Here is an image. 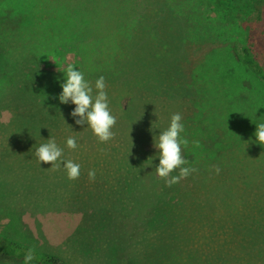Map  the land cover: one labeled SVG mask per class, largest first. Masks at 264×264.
Segmentation results:
<instances>
[{
	"label": "rangeland",
	"instance_id": "1",
	"mask_svg": "<svg viewBox=\"0 0 264 264\" xmlns=\"http://www.w3.org/2000/svg\"><path fill=\"white\" fill-rule=\"evenodd\" d=\"M34 2L21 26L18 16L0 20V27L18 31L0 56L2 76L10 75L0 85V235L68 264H264V145L254 135L264 122V82L240 59L241 46L252 42L264 66V6L259 14L254 0L176 1L172 7L183 16L173 15L174 22L157 16L158 0H149V26L138 37L146 44L125 49L116 40V50L75 46L71 24L49 16L46 0ZM143 50L146 64L134 58ZM30 52L40 56L33 60ZM111 54L116 63L104 65ZM65 61L80 69L92 63L91 72L102 68L98 77L117 117L109 141L75 125L74 106L53 98ZM98 77L86 79L94 84ZM177 112L188 141L184 166L195 171L168 186L155 171L153 133ZM56 115L59 124L50 126ZM51 134L63 142L78 138L76 149L57 141L64 159L80 164L76 179L62 164L53 168L34 156Z\"/></svg>",
	"mask_w": 264,
	"mask_h": 264
},
{
	"label": "trees",
	"instance_id": "2",
	"mask_svg": "<svg viewBox=\"0 0 264 264\" xmlns=\"http://www.w3.org/2000/svg\"><path fill=\"white\" fill-rule=\"evenodd\" d=\"M41 1V0H38ZM152 1V0H151ZM184 2L186 0H158V3L153 10L157 16L160 15H169L171 16V19L176 22L175 16H178L179 14L183 16V12L176 14V7H172V3L174 2ZM47 3L50 4L51 9L49 10V16H58L59 18L64 17L63 20L66 21V25H70L71 28V35L70 39H72V42L76 44L75 46H81L84 49H86L87 43H96L107 45V49L113 48V49H120L119 44H116V40L123 41L127 44V48H130L134 43H143V46L146 44V41L140 40L138 37H140V34L142 31L149 26V21L146 20L149 18L152 12V7L149 6V0H46ZM255 8L258 11V13H262L263 6H264V0H254ZM253 3V5H254ZM38 3H35L34 0H0V20L2 19H11L13 20L14 16H18L19 19L17 20L20 23V26L22 25L21 19L23 18V11H26L27 14L33 10V8ZM142 6V7H140ZM191 9H193L192 6H189ZM12 13V14H10ZM7 14H10L8 16ZM72 14L76 16H71ZM175 15V16H173ZM7 16V17H4ZM101 16H112L108 17L107 20L104 17ZM117 16H128L125 19H119L116 18ZM130 16H136V20L133 18L131 19ZM141 16L146 17L145 19H140L142 21H138ZM260 17V16H258ZM72 18H79L83 21L78 22H72ZM129 19V20H128ZM239 19L240 16H239ZM115 20H119L117 24L111 26L107 29V26H110L111 23H113ZM242 20V19H241ZM5 21V20H4ZM122 22V23H121ZM5 30L6 33L4 32ZM124 30V31H122ZM151 31H149L150 34ZM18 33V31H15V29H5L0 27V56L5 57V49L7 46L11 45L12 42H14L16 39L12 40V37L15 36ZM97 34L100 36L98 37ZM153 33V32H151ZM61 35V34H60ZM170 36H175V32L170 33ZM149 39L152 40V38ZM122 38V39H121ZM141 38H143L141 36ZM11 39V40H10ZM101 41V42H100ZM172 42L174 43V40L172 39ZM53 46V45H52ZM125 47V46H122ZM54 50H57L60 48H57V45L53 47ZM47 51H44L41 53H45ZM51 52V51H49ZM175 52L173 51L172 54ZM164 55V53H162ZM131 55V54H129ZM40 55L30 52L29 58L31 59H38ZM149 56V51L146 52L143 50L139 51L135 55V59L137 61H140L141 64H146ZM240 59L242 61V64L248 68L251 72H254V74L262 81L264 82V66L260 63L258 58L255 55L254 48L252 42H246L244 45L241 46L240 49ZM153 60V59H152ZM178 58H173L170 63H176ZM104 65H114L116 63V57L114 55L107 56L105 60H103ZM150 63V62H149ZM81 70L84 71L86 77L96 76L101 73V69L98 71L93 69L92 72L90 71V66H94L92 63L90 64L88 62V65L81 64ZM2 71V64H0V85L5 82L7 77H10L8 72H5L4 76ZM113 76H117V73L112 71ZM109 83H114V79L112 78ZM134 82L133 84H135ZM127 86H129L127 84ZM47 104L50 106L51 98L47 97L45 98ZM57 114V113H55ZM60 114V113H59ZM58 119V116L56 115L51 120H48V124L51 126V122L56 123ZM61 120V117L58 119ZM56 139V142L59 141L62 145L65 144V142L58 140L57 138L59 136H53L50 135ZM49 137V136H48ZM47 137V138H48ZM38 138L41 140V135H38ZM46 138V139H47ZM86 160H89L86 158ZM207 165V164H203ZM197 164V168L200 169L201 173H205L208 171V166H203ZM218 167V166H217ZM221 170L226 171L224 168V165H221ZM205 171V172H204ZM31 248L34 251L35 259L32 261V264H68V262L62 258L59 255L56 254H48L45 252H41L37 249H34L32 247H29L27 245H24L21 242H17L14 239L5 237L0 235V264H7L11 263V261L16 262H23L24 254L27 252V250ZM24 263V262H23Z\"/></svg>",
	"mask_w": 264,
	"mask_h": 264
},
{
	"label": "clouds",
	"instance_id": "3",
	"mask_svg": "<svg viewBox=\"0 0 264 264\" xmlns=\"http://www.w3.org/2000/svg\"><path fill=\"white\" fill-rule=\"evenodd\" d=\"M57 71L61 74L57 77L61 91L53 98L60 104L74 106L69 115L73 118L75 125L90 128L99 142L104 143L112 139L114 135L112 129L117 117L110 107L104 76H99L93 84L86 79L85 73L78 65L67 61ZM151 130L153 131V124ZM184 132L185 125L182 122V116L177 112L171 115L166 128L159 129L155 136L153 133V147L158 153L156 157L159 161L155 171L168 186L179 182L180 179L195 171L194 168L184 166L188 163L182 155V148L187 147L188 144L183 135ZM254 135L256 143L264 145V122L256 123ZM65 145L69 149H76L78 138L68 136ZM33 154L40 164L51 162L53 168L62 164L69 179H76L80 174V164L71 159H64V149L52 136H49L46 142L40 143ZM177 169L179 174L170 176ZM216 171L219 172V168ZM88 175L90 179H94L95 172L89 171ZM34 259V251L29 248L24 254L23 262L32 264Z\"/></svg>",
	"mask_w": 264,
	"mask_h": 264
}]
</instances>
